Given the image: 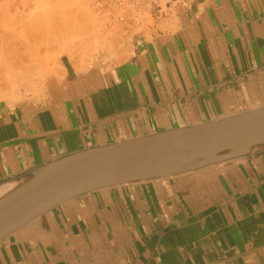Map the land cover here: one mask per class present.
<instances>
[{
  "label": "crops",
  "instance_id": "1",
  "mask_svg": "<svg viewBox=\"0 0 264 264\" xmlns=\"http://www.w3.org/2000/svg\"><path fill=\"white\" fill-rule=\"evenodd\" d=\"M129 56L68 55L43 97L0 103V183L90 148L264 107V0H191ZM0 264H264V151L97 190L0 243Z\"/></svg>",
  "mask_w": 264,
  "mask_h": 264
},
{
  "label": "water",
  "instance_id": "2",
  "mask_svg": "<svg viewBox=\"0 0 264 264\" xmlns=\"http://www.w3.org/2000/svg\"><path fill=\"white\" fill-rule=\"evenodd\" d=\"M264 151V107L90 148L0 183V243L87 193L193 172Z\"/></svg>",
  "mask_w": 264,
  "mask_h": 264
},
{
  "label": "rangeland",
  "instance_id": "3",
  "mask_svg": "<svg viewBox=\"0 0 264 264\" xmlns=\"http://www.w3.org/2000/svg\"><path fill=\"white\" fill-rule=\"evenodd\" d=\"M90 3L0 0V103L43 97L51 79L62 77L63 55L81 67L112 66L129 56L131 39L118 27H105Z\"/></svg>",
  "mask_w": 264,
  "mask_h": 264
},
{
  "label": "built area",
  "instance_id": "4",
  "mask_svg": "<svg viewBox=\"0 0 264 264\" xmlns=\"http://www.w3.org/2000/svg\"><path fill=\"white\" fill-rule=\"evenodd\" d=\"M191 0H91L94 15L108 28L118 27L124 37L150 39L161 24L169 23L176 8H187Z\"/></svg>",
  "mask_w": 264,
  "mask_h": 264
},
{
  "label": "bare ground",
  "instance_id": "5",
  "mask_svg": "<svg viewBox=\"0 0 264 264\" xmlns=\"http://www.w3.org/2000/svg\"><path fill=\"white\" fill-rule=\"evenodd\" d=\"M12 73V72H11ZM10 73V74H11ZM15 77H17V76H15ZM18 78V77H17ZM19 78H22V77H19ZM24 81V78L23 79H20V81ZM34 82V81H33ZM29 83V82H28ZM30 83H31V85H32V80L30 81ZM35 83V82H34ZM30 85V86H31ZM36 85V84H35ZM37 86V85H36ZM31 88V87H30ZM35 88V87H34ZM12 100V99H11ZM10 190H12V188H5V189H1L0 190V198L2 197V196H4L6 193H8Z\"/></svg>",
  "mask_w": 264,
  "mask_h": 264
}]
</instances>
